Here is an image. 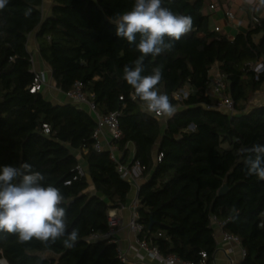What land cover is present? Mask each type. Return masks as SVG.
<instances>
[{"label": "trees", "instance_id": "trees-1", "mask_svg": "<svg viewBox=\"0 0 264 264\" xmlns=\"http://www.w3.org/2000/svg\"><path fill=\"white\" fill-rule=\"evenodd\" d=\"M207 1L163 0L165 7L193 21L192 30L172 50L143 61L142 75L162 70L158 90L169 95L176 109L163 121L144 108L123 79L124 67L134 66L141 54L135 44L115 35L114 22L135 0H51L46 17L42 0H8L0 10V168L28 162L42 173L44 184L59 188L65 197L67 231H78L70 249L63 238L44 247L0 232V260L144 264L121 261L109 238H91L107 231L108 212L124 204L130 184L108 151L93 149L96 123L86 109L53 103L42 89L29 91L34 72L26 43L35 30L38 53L57 89L69 91L79 81L99 113L119 112L122 134L111 143L122 152L121 163H128L127 144L134 145L131 162H139L144 179L137 191V221L143 226L139 237L162 255L215 264L214 216L224 222V231L240 238L246 254L239 264H264V180L247 173L242 151L264 145V104H248L264 85V68L256 73L251 67L258 61L264 65V18L229 38L211 28L203 12ZM214 66L225 78L234 113L211 107L207 91ZM183 87L188 95L176 100L174 92ZM78 154L92 190L86 175L65 183L80 162Z\"/></svg>", "mask_w": 264, "mask_h": 264}, {"label": "clouds", "instance_id": "clouds-1", "mask_svg": "<svg viewBox=\"0 0 264 264\" xmlns=\"http://www.w3.org/2000/svg\"><path fill=\"white\" fill-rule=\"evenodd\" d=\"M259 3L264 6V0ZM7 4L8 0H0V10ZM114 25L115 35L135 44L141 54L134 66L124 67L123 79L148 112L171 117L176 109L169 95L157 87L163 78L162 70L155 68L150 75H142L143 61L172 50L174 43L192 30L191 16L174 13L163 5V0H135L131 10L119 14ZM261 68L264 65L257 72ZM242 151L247 173L264 180V145ZM44 181L45 176L33 171L28 162L0 168V232L16 236L20 243L39 241L44 247L63 238L64 247L70 249L78 240V231H67L66 210L62 206L65 197L59 188L45 185Z\"/></svg>", "mask_w": 264, "mask_h": 264}, {"label": "built area", "instance_id": "built-area-1", "mask_svg": "<svg viewBox=\"0 0 264 264\" xmlns=\"http://www.w3.org/2000/svg\"><path fill=\"white\" fill-rule=\"evenodd\" d=\"M213 4H210L209 8H213ZM225 16L232 18L233 14L230 10L225 11ZM250 21L256 22L258 21V16L252 15ZM216 31L220 29L218 27L214 28ZM32 62V70L34 72V77L31 85L29 86L30 92H36L43 88L45 85L44 75L40 71H35L33 69V61ZM262 65L261 61H258L251 65L252 69L257 72V68ZM207 94L211 99V107L212 108H221L227 111L228 113H234V103L231 99L230 95L226 93V82L225 78L218 71L215 73L209 74V84H208ZM188 87H183L174 92L173 97L176 100H181L188 95ZM64 95L74 104L76 105H84L85 109L93 116L96 126L92 133L93 139V149L97 152L106 150L108 151L109 158L117 164V170L120 176L129 182L131 186H136V190L138 191L139 185L136 183V179L139 177L140 166L139 162L136 160L133 163H121L119 157H117L115 153V149L111 146L112 140L118 139L121 137V129L119 126V112L111 111L109 113L101 114L96 109V104L92 99L87 98L82 91V83L79 81H75L71 90L63 92ZM146 108V107H145ZM147 110V108H146ZM156 118H161L162 116H158L155 113H152ZM193 128V127H190ZM43 132L48 133L49 128L46 124H43ZM105 143V144H104ZM161 154L157 156V160H159ZM86 171L82 164L78 163L71 178L65 181L66 184H69L71 180H75L79 177L85 176ZM137 207H138V199L137 196L132 200L130 204L131 208V216L128 221V228L135 235V248L138 250H144L149 258L156 261L157 264H196L190 261H182L174 254L162 255L156 246L150 245L144 238L139 237V233L142 231L143 226L137 221ZM118 217L116 214L110 210L108 212V228L104 234H93L91 236L92 239L98 238H109V241L117 244V225H118ZM211 223L217 232L216 236V252L222 251L225 258L227 259V264H233L234 259L232 258V253L236 250L239 254L240 259H242L246 252L245 248L241 244L240 238L232 233L224 231L221 227L223 225V221L217 220L214 216L211 217ZM117 255L119 259L123 262H133L130 261L121 251L117 248ZM202 257H205V254H202ZM134 262L143 263V257H139ZM200 264H203L201 261Z\"/></svg>", "mask_w": 264, "mask_h": 264}, {"label": "crops", "instance_id": "crops-1", "mask_svg": "<svg viewBox=\"0 0 264 264\" xmlns=\"http://www.w3.org/2000/svg\"><path fill=\"white\" fill-rule=\"evenodd\" d=\"M210 4H213V8H209ZM51 0H42L41 4V14L42 17H46L50 12ZM230 10L233 14L232 18L225 16V11ZM203 12L209 15L210 26L211 28L218 27L220 30L228 35L229 38H232L234 30L245 29L250 22L251 16L256 15L258 17L264 18V6H261L259 0H254V2L249 3V0H208L203 8ZM26 48L31 54L33 61V69L35 71H40L44 75L45 85L42 88V94L46 99L53 103H66L71 102L62 91L57 89L54 85V82L51 77L50 68L44 63L41 59L37 44L35 40V30L32 31L27 37ZM35 57L33 58V56ZM217 71L216 66L212 67L209 71V74L215 73ZM85 109L84 105H81ZM105 144V143H104ZM116 151L117 157H121L122 152L117 149L115 145H111ZM128 156L127 162H131L134 157V145L132 143L127 144ZM156 150L153 152V157L155 158ZM77 157L80 159L79 154ZM157 157V156H156ZM80 164L86 168L83 160H79ZM86 171V169H85ZM87 179L90 183L89 190L93 189V185L90 182V178L87 175ZM142 177L136 179L137 185H140L143 182ZM137 196L136 186L130 185V190L127 193L125 202L122 206L118 208L111 209L116 216L118 217L117 225V248L130 260L136 261L140 256L143 257L144 264H157L156 261L149 258L144 250H138L135 247V235L129 230L127 224L131 216L130 204L132 200ZM217 235V234H216ZM232 258L234 259L233 264L240 263V257L236 250L232 253ZM215 264H227V259L225 258L222 251H217L214 257ZM180 264V263H176Z\"/></svg>", "mask_w": 264, "mask_h": 264}, {"label": "rangeland", "instance_id": "rangeland-1", "mask_svg": "<svg viewBox=\"0 0 264 264\" xmlns=\"http://www.w3.org/2000/svg\"><path fill=\"white\" fill-rule=\"evenodd\" d=\"M237 29L234 30V34L237 33ZM32 57V56H31ZM35 57V55L33 56V58ZM249 105H258V104H264V85L263 88L256 91L249 99L248 101ZM146 107V105L144 104V108ZM166 117H161L158 118L159 120L163 121ZM214 225V224H213ZM217 236V235H216ZM0 264H6L5 261L2 259L0 260Z\"/></svg>", "mask_w": 264, "mask_h": 264}]
</instances>
